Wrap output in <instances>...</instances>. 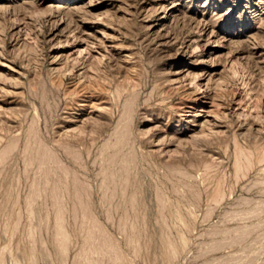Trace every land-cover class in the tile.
<instances>
[{
    "label": "rangeland",
    "instance_id": "rangeland-1",
    "mask_svg": "<svg viewBox=\"0 0 264 264\" xmlns=\"http://www.w3.org/2000/svg\"><path fill=\"white\" fill-rule=\"evenodd\" d=\"M0 264H264V0H0Z\"/></svg>",
    "mask_w": 264,
    "mask_h": 264
}]
</instances>
